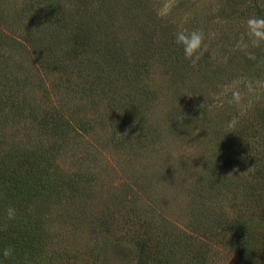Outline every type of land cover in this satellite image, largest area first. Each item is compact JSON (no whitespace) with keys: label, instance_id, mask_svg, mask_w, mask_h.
I'll use <instances>...</instances> for the list:
<instances>
[{"label":"rangeland","instance_id":"obj_1","mask_svg":"<svg viewBox=\"0 0 264 264\" xmlns=\"http://www.w3.org/2000/svg\"><path fill=\"white\" fill-rule=\"evenodd\" d=\"M159 3L160 0H0V29L7 36L4 49L10 56L9 68L20 61L24 74L47 73L44 79L58 95L65 91L64 85H54L61 83V71L51 67L41 70L37 62L49 52V41L39 37L47 33L50 28L46 26L50 24L55 29L58 24L70 29L84 24L88 30L98 25V31L105 34L95 40L97 47L104 52L107 35H111L110 44L117 36L129 63L143 61L148 53L145 48L152 42L160 57H153L159 68H153L151 73L139 68L136 90L144 105L138 111L117 113L99 99L95 106L91 99L78 94L70 97L82 122L76 121L85 124L57 134L53 141L60 148L56 155L59 167L81 192L71 197L70 188L64 189L56 200L60 201L48 211L52 228L62 232L66 247L62 245L58 257L51 255L55 261L42 264H140L143 243L147 251L152 232L162 238L167 235L169 241L181 238L196 246L206 242L207 264H239L237 251L226 239L227 229L213 227L211 218L233 215L257 227L258 223L264 224V125H254L264 113V96L258 98L264 75L260 71L245 73L244 80L242 59L225 63L218 53L219 37L225 30L222 26L240 24L242 28L252 13L244 11L243 0H175L171 13L159 17L155 11ZM178 27L202 28L206 33L207 49L195 65L184 59L179 47L173 54L181 52V58L174 59L160 45ZM169 62H176L181 80L168 74ZM64 68L71 73L67 76L76 74L71 67ZM90 75L86 76L88 81ZM191 78L195 81L185 83ZM146 82L150 87L144 89L141 84ZM235 82L248 89H236ZM178 83L186 84L184 92L178 90ZM208 86L205 102H189ZM125 90H121L122 102L117 99L116 108L124 103ZM234 91L240 94V100L229 103ZM179 94L183 95L181 99ZM141 118L147 125L145 133L140 129ZM204 120H208L205 126ZM233 122L236 127L230 129ZM114 128L117 134L110 132ZM24 134L28 141L36 131L26 127ZM240 136L254 141L251 151L238 149L234 141ZM45 137L39 134L35 138ZM214 186H219V191ZM75 199L82 204L81 210H76ZM204 205L209 206L208 211ZM71 216V220L78 221L75 229L68 221ZM101 219L111 221L112 231L108 236L92 232L85 248H79L90 229H99ZM150 225L156 229L148 228ZM59 238L55 234L52 242L59 244ZM193 244L188 245L195 248Z\"/></svg>","mask_w":264,"mask_h":264},{"label":"trees","instance_id":"obj_2","mask_svg":"<svg viewBox=\"0 0 264 264\" xmlns=\"http://www.w3.org/2000/svg\"><path fill=\"white\" fill-rule=\"evenodd\" d=\"M243 2L245 4L244 11L252 13V15L264 16V0H243ZM53 25L46 26L47 29H50L47 30V33L43 32L39 37L45 39V41L47 38L49 52L45 57H42L43 60L37 62L40 64L41 70L51 67L56 71H61V77L58 76L61 83L54 84L65 86V91H62L60 95H58L56 89L54 92L50 90L54 87L53 85L50 88L48 87L44 79L47 73L41 74L38 71H29L24 74L20 71L22 67L20 61L14 67L9 68L7 61L10 56L7 54V50L4 49L7 36L0 29V247L11 245L14 248V256L6 260L5 264L52 262L54 258L52 259L51 255L58 257V253L62 248L64 236L59 229L54 230L52 228V220L49 218L48 211H50L52 205L60 201L56 200L64 189L70 188V196L72 197L74 193L75 195L76 193L80 194L81 188L77 186L76 182L74 186L71 177L59 167L60 163L56 155L59 154L60 148L57 149L56 141H53V138L57 134L60 135L62 132L65 133L66 130L70 131L72 128L77 127L75 125L83 126L85 124H80L82 121L77 118L78 115L76 114L78 112L73 108L70 97L73 96L74 98L76 97L75 94H78L80 97L91 99L95 106L98 105L95 100L99 99L115 108L114 110L117 113H132L138 111L144 105L140 99L141 95L136 90L137 80L139 81L138 75L141 71L139 68H144V71L150 73L153 68H159L158 61L153 59L155 55L157 59L159 57L158 52L152 46L154 42L150 43L148 48H145L148 53L143 61L134 60L129 63L127 60L129 56L123 52L125 49L122 48V41L117 36H113L114 42L110 44L108 37L111 35H107L104 40V52L97 47L95 40L105 34L98 31L100 26L97 24L93 30H88L84 24H76L72 29L67 28L65 24H58L59 27L57 26L55 29ZM235 25L225 24L222 26L225 30L222 37H219V43L221 44L218 52L219 57H223L226 60L225 63L234 61L236 58L242 59L245 63L241 67L242 71L244 69L243 76L241 75L244 80L246 79L245 73L251 74L260 71L259 73L264 75V50H253L256 52V60L249 59L240 52L236 45L239 40L246 39L245 29L244 24L241 25L242 28L240 24L239 26ZM6 26L18 27L15 24H6ZM50 26H52V29ZM230 33L231 35H229ZM160 45L166 54L170 52L174 59L179 58V56L181 58V52L173 54L179 47L174 43L173 33L162 39ZM50 56L53 57L48 60ZM174 63L169 62L170 65H167L168 74L173 75L177 80H181ZM181 64L188 63L180 62ZM66 66L71 67L76 71V74L71 77L67 76L66 74L71 73L65 72L64 67ZM90 73L97 74V77H92ZM83 75L85 77L90 75L92 82L91 80L88 81L87 77V79L84 78ZM189 80L185 83L195 81L192 78ZM234 81L233 79L230 82ZM178 84H181L177 87L178 90L184 92L186 84ZM85 85L88 86L85 87ZM234 85L236 89L239 88L238 86H244L248 89L245 84L237 85L235 82ZM141 87L145 89L150 85H147L146 82L141 84ZM208 88L209 86L200 93H196V98H190L189 102H205L204 96L208 95ZM123 89H127L125 90V101L123 103H127L126 107L119 103L120 108H116V100L119 99L122 102L123 91L121 90ZM259 92L260 96L257 95L260 99L261 96H264V87ZM178 96L181 99L183 95L179 94ZM261 118V120H255L254 125H264V113ZM140 121V129L145 133L144 129H147L146 122H143L142 118ZM207 121L204 122V126ZM26 127H33L36 131L34 138L28 141L27 138L25 139L24 134ZM115 129L110 132L117 134ZM39 134L46 136L45 139L35 138ZM137 135L140 134L137 133ZM234 142L237 144L238 149L251 151L254 141L248 136H240L239 138L236 137ZM218 177L224 178L222 174H218ZM215 188L216 191H219V186H214ZM199 197L204 198L202 193L199 194ZM75 202L76 210H81L82 204H78L80 202L77 199H75ZM10 205L17 210L15 220H8L4 215L6 208ZM204 206L205 210L208 211L209 206ZM72 218L73 216L68 217V221ZM70 222L75 229L78 221L75 219V221L71 220ZM110 222L101 219L98 223L99 229H90L82 237L84 242L79 248H85L88 244L87 239L94 231L108 236V233L112 231V227L109 226ZM211 224L213 227H219L222 230L227 229L225 231L226 239L230 240L237 251L239 264H264L263 223H258L257 227L256 224L245 222L233 215L231 217L229 215H218L211 218ZM148 228L156 229L153 225ZM55 234L60 237L59 244L52 242ZM74 235L77 236V233H74ZM148 238L150 246L147 247L148 250L146 251L143 248L146 244L143 243V257L140 264H207L206 242L202 243L200 241L201 245L196 246L192 242L176 237L174 238L178 240L169 241L167 235L162 238L159 233L155 234L154 232L150 233ZM188 244H193L195 248H191ZM63 246L66 247V244ZM48 247H51L50 252ZM70 247H73V245ZM52 248L55 250L54 253ZM189 250L193 251L190 252Z\"/></svg>","mask_w":264,"mask_h":264},{"label":"clouds","instance_id":"obj_3","mask_svg":"<svg viewBox=\"0 0 264 264\" xmlns=\"http://www.w3.org/2000/svg\"><path fill=\"white\" fill-rule=\"evenodd\" d=\"M175 0H160L159 6L155 9L156 15L159 17H167L174 7ZM244 29L246 39L237 42V49L246 55L249 59L256 60V52L253 50H264V16L251 15L244 20ZM174 43L182 50L183 57L191 64L195 65L203 56L207 49L206 33L202 28L185 29L178 27L173 33ZM240 94L233 92L232 100L239 102ZM236 127L235 122L229 125L230 129ZM8 220H15L17 210L13 206H8L4 212ZM14 256V248L11 245L0 247V264Z\"/></svg>","mask_w":264,"mask_h":264}]
</instances>
